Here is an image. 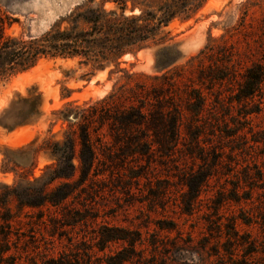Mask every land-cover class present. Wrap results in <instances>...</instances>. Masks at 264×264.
<instances>
[{
  "label": "rangeland",
  "instance_id": "rangeland-1",
  "mask_svg": "<svg viewBox=\"0 0 264 264\" xmlns=\"http://www.w3.org/2000/svg\"><path fill=\"white\" fill-rule=\"evenodd\" d=\"M81 1L0 0V24L39 35ZM168 30L176 62L158 72L156 47L124 57L121 68L152 77H135L125 95L121 72L90 76L71 60H42L0 84V116L31 89L43 99L34 122L0 125V227L12 236L0 264H264V81L248 98L241 87L249 68H264V0H209ZM117 114H134L128 130ZM82 127L93 168H64L71 178L49 185L77 191L60 206L22 207L25 192L43 191L34 180L55 163L52 144L78 140ZM31 152L32 165L12 160Z\"/></svg>",
  "mask_w": 264,
  "mask_h": 264
},
{
  "label": "trees",
  "instance_id": "trees-1",
  "mask_svg": "<svg viewBox=\"0 0 264 264\" xmlns=\"http://www.w3.org/2000/svg\"><path fill=\"white\" fill-rule=\"evenodd\" d=\"M208 1L83 0L39 35H8L2 23L0 24V84L19 73L36 67L42 60H71L76 61L79 67L88 68L87 75L90 76L107 69L110 74L121 72V79L125 80V83L119 87L120 94L125 95L127 91L132 92L130 85L135 77H148L149 79L152 77L121 68L124 63L122 59L128 55L137 56L140 52L156 47L155 69L162 72L170 67L177 59L170 56L174 45H170L172 38H169L168 28L176 20L188 22L194 19ZM14 21L18 20L12 19L11 22ZM159 78L156 76L153 79ZM263 81L264 68L262 66L249 68L245 74L244 85L241 86L243 96L248 98L255 95ZM161 91L158 89L156 94ZM115 97L114 92L106 100L114 102ZM42 104L41 93L34 89L29 90L26 96L18 95V99L12 101L10 108L0 116V125L10 131L28 125L41 115ZM159 104H162L161 101ZM202 107L203 104L190 108V110L199 114ZM158 115L163 118L162 113ZM78 116L77 112L62 114V118L69 121L76 120ZM111 119L125 131L131 123H134V114H117ZM159 123L163 125L162 120ZM153 127L157 132L158 126ZM81 129L78 140L66 137L52 144L50 149L55 163L47 166L43 174L34 180L36 183L43 182V191L25 192L27 199L20 200L22 207H36L44 204L60 206L77 191L78 184L64 183L53 189H49V185L57 180L71 178L72 174H67L64 168H71L72 173H75L76 168L80 172L84 168V176H87L88 168H93L96 152L91 145L88 128L82 127ZM154 143H157L163 151L167 150L169 144L159 136L153 140ZM12 154L15 155V152L13 151ZM33 156L34 152H31L23 158L13 156L12 160L18 166L25 167L32 162ZM75 160L78 161V165L74 164ZM27 184L31 185L32 182L28 181ZM17 186H21V183L18 182ZM16 196L19 197V195ZM8 219L9 216L5 222H11ZM10 225L0 227V241L4 245L0 248V263L11 251L12 236L7 230Z\"/></svg>",
  "mask_w": 264,
  "mask_h": 264
}]
</instances>
